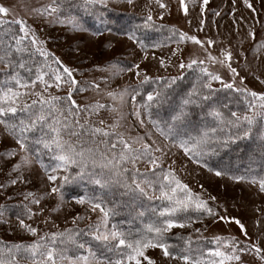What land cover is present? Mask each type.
Returning a JSON list of instances; mask_svg holds the SVG:
<instances>
[{"label":"snow or ice","instance_id":"snow-or-ice-1","mask_svg":"<svg viewBox=\"0 0 264 264\" xmlns=\"http://www.w3.org/2000/svg\"><path fill=\"white\" fill-rule=\"evenodd\" d=\"M112 2L22 0L24 15L0 2V223L31 237L0 238V264H264L261 220L253 239L197 179L206 171L264 194V90L248 84L264 86L256 28L264 32V22L242 33L245 18L237 21L233 7L235 44L232 32L201 38L210 0H176L189 29V3L198 5L194 31L157 23L171 9L149 0L142 24L117 29L139 48L138 60L113 54L84 68L88 54L79 46H69L75 64L48 47L46 27L114 35ZM117 2L135 8L137 0ZM142 30L162 39L148 43ZM242 141L259 142L258 161L243 170L211 164L218 150ZM85 180L79 192L70 187ZM255 210L264 216V206ZM220 224L239 234L210 231Z\"/></svg>","mask_w":264,"mask_h":264},{"label":"rangeland","instance_id":"rangeland-1","mask_svg":"<svg viewBox=\"0 0 264 264\" xmlns=\"http://www.w3.org/2000/svg\"><path fill=\"white\" fill-rule=\"evenodd\" d=\"M0 2L5 3L9 6H16L17 11L24 15L22 9V0H0ZM27 2V0H23ZM149 0H137L135 8H131L124 3H118L117 0H113L109 6L114 7L119 10L135 12L140 15H146L144 6L148 4ZM165 3L169 5L171 9L169 14H165L164 20L161 22H168L170 24L176 25L185 31H194L197 21L195 17L199 14V7H193L189 3V10L193 19L192 28L189 29L183 14L178 11V5L176 0H164ZM202 2V0H201ZM253 7L256 9L253 13L248 9L243 0H236L235 5H233L232 0H210L207 9L205 11V16L207 18L206 28L204 32L199 33L201 38L212 37L213 39H225L230 32L233 33L231 39L233 44H235V26L233 25V7L236 8L235 18L237 21L241 17H244V24L241 25L242 33L246 31L245 24L253 23L255 19L264 22V0H250ZM33 6H36L35 0H32ZM153 9L154 16L159 14V9L155 4L151 5ZM213 10L219 11L220 16L216 17L213 15ZM215 20V24L212 21ZM159 21V20H157ZM31 23V21H29ZM257 28V40L264 36V32L260 29V25H256ZM219 33V36H217ZM42 35L49 40L48 47L55 51L57 55H61L65 60L71 61L72 63H77V58L74 51H70L69 46L74 50L77 46L88 54V59L81 67L87 68L95 60H103L108 56L113 54L126 56L130 60H138L140 58L139 48L136 47L131 41L127 39L126 36L114 34L110 35L105 33L101 37H90L85 33L73 34L67 31V29L56 26V27H46L43 30ZM113 45L112 48L106 49L105 45ZM191 48V44L188 46ZM244 47L246 49L251 48V42L246 41ZM159 55L160 53L157 52ZM249 57L250 64L253 68L257 67V61L253 57L252 52L247 53ZM260 72L264 73V53L260 54L259 62ZM242 75L246 74L241 72ZM126 79V78H125ZM249 87L254 90H264V86L260 85L258 81L254 79H249ZM191 167V166H190ZM200 182L204 183L205 187L212 192L213 195H217L220 202L224 203L226 207L229 208V212L233 216L240 218L248 227L249 234L255 239L256 227L255 221L257 219L261 220V228H264V216L256 212L257 206H264V194H258L256 188L247 186L241 183H235L228 180L226 177H216L212 173L202 171L201 175L197 178ZM39 187V184H36ZM12 190H9L11 194ZM19 197L13 201H8L7 203H17ZM6 203L5 197L0 196V204ZM234 205V207H233ZM75 211H83L79 206H74ZM11 222L14 227L15 217L11 216ZM57 223L64 226L63 217L57 219ZM199 226V225H197ZM230 229L233 233L239 234L238 228L235 225H229L225 228L223 224L212 226L210 231L215 232H225ZM174 232L179 233V230H174ZM186 233V232H185ZM187 234V233H186ZM210 234V233H208ZM0 238L6 240H30L31 237L24 233L12 232L8 224L0 223ZM153 255H158L157 253H152ZM250 259V258H249Z\"/></svg>","mask_w":264,"mask_h":264},{"label":"trees","instance_id":"trees-1","mask_svg":"<svg viewBox=\"0 0 264 264\" xmlns=\"http://www.w3.org/2000/svg\"><path fill=\"white\" fill-rule=\"evenodd\" d=\"M107 15L109 16V18H111L114 21L112 25L113 33L122 36L125 35L118 32L117 29H128L131 28L133 25L142 24L143 16H144L137 14L135 12L119 10L111 6H109ZM83 20L89 27L91 28L96 27V21L92 16L83 15ZM157 23H161V21H157ZM162 23L168 26L173 25L168 22H162ZM137 34L141 35V38L145 39L146 42L148 43H151L152 41H159L160 39H162V35L155 31H148L147 33H143L142 30V32ZM258 143H259L258 141L238 142V144L231 146V148L229 149L218 150L219 155L211 157L210 162L213 166H226L233 169L239 167L241 170H243L244 168L248 167L251 159H255L257 161L259 160V151L257 148ZM70 187L74 189L76 192H79L81 191L82 187H89V185L87 180H85L80 185H72ZM183 234L187 235L186 233ZM8 241H18V240H8Z\"/></svg>","mask_w":264,"mask_h":264}]
</instances>
